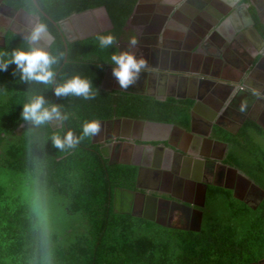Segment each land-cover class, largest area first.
Listing matches in <instances>:
<instances>
[{
  "label": "trees",
  "instance_id": "obj_1",
  "mask_svg": "<svg viewBox=\"0 0 264 264\" xmlns=\"http://www.w3.org/2000/svg\"><path fill=\"white\" fill-rule=\"evenodd\" d=\"M51 18L41 22L54 35L49 52L57 56L56 82L75 74L90 78L98 88L95 99L74 95L57 98L54 86L25 82L15 64L0 71V264H44L51 251V264H240L264 257V205L256 212L218 187L209 192L208 212L201 230L169 227L131 211V193L138 167L110 164L92 137L74 148L61 151L51 141L71 129L81 134L83 122L111 117L116 94L101 88L108 60L116 46L99 47L98 34H124L128 18L138 0H37ZM16 9L39 14L33 0H7ZM106 6L115 28L75 41H66L58 23L73 13ZM57 24H56V23ZM0 60L8 61L17 48L29 47L27 39L8 29ZM15 72V75L13 74ZM32 95H43L62 105L68 118L63 127L50 123L35 127L21 117L23 105ZM122 109L131 115L148 111L147 117L163 112L168 118L175 109L148 96L125 93ZM191 103V101H190ZM188 106L180 114L188 119ZM132 111V113H131ZM176 115V112L174 113ZM162 116V115H160ZM163 117V116H162ZM232 160L264 186V160L251 145L235 148ZM39 186L47 208L49 243L36 225L33 194Z\"/></svg>",
  "mask_w": 264,
  "mask_h": 264
},
{
  "label": "flooded vegetation",
  "instance_id": "obj_2",
  "mask_svg": "<svg viewBox=\"0 0 264 264\" xmlns=\"http://www.w3.org/2000/svg\"><path fill=\"white\" fill-rule=\"evenodd\" d=\"M198 3L204 6L200 11L194 8ZM4 4L14 7L0 0V34L12 29L27 37L28 18L8 15ZM34 15L42 23V13ZM172 19L188 26L172 24ZM79 24L75 21L70 27L58 23L66 41L83 39L79 36L85 30L80 31ZM98 27L104 28L102 24ZM114 28L113 24L108 30ZM132 36L137 37L138 45L130 49ZM261 37L264 39V0L136 2L115 46L117 51H134L138 58L142 55L150 71L142 72L128 88L120 87L113 75L106 80V88L102 81L101 88L116 94L119 100H112L114 113L98 120L100 133L93 136L110 164L135 165L138 172L143 170L130 190L131 211L137 199L141 217L148 214L165 226L194 230L209 210L213 187L231 193V198L252 212L262 208L264 186L231 157L236 147L249 152L252 145L260 150L259 159L264 160ZM108 60L102 61L106 73L113 67ZM125 93L166 104L176 100L169 104L175 107L172 117L166 118L163 112L147 117L144 109L131 115L122 109L134 104L123 98ZM184 106L189 108L188 119L183 122L180 114ZM132 120L154 121L170 128L144 131L141 137L153 139L141 141L136 139V129L128 126ZM250 256L256 259L246 264H264L259 254Z\"/></svg>",
  "mask_w": 264,
  "mask_h": 264
},
{
  "label": "clouds",
  "instance_id": "obj_3",
  "mask_svg": "<svg viewBox=\"0 0 264 264\" xmlns=\"http://www.w3.org/2000/svg\"><path fill=\"white\" fill-rule=\"evenodd\" d=\"M26 39L29 47L13 50L11 59L8 61L0 60V71H7L10 64H15V71L20 73V78L23 81H35L54 86V95L57 98L74 95L86 100L95 99L99 90L93 85L90 78L75 74L63 83L56 82L53 66L58 63V58L52 55L41 43L46 41L45 25L37 23ZM96 39L99 47L103 49L111 48L117 44V38L112 33L98 34ZM128 43L130 49L135 48L138 45L137 37H130ZM107 62L113 66L112 75L122 88H128L136 83L142 72L150 71L147 60L142 55L138 58L136 53L131 50L114 51ZM13 74L15 75V72ZM243 108L244 104L242 103L241 109L243 110ZM61 109L62 105L50 103L43 95H32L23 105L21 117L35 127L48 124L54 119L60 121L61 127H63V121L68 116ZM100 127L98 120H86L83 122L79 136L69 129L63 136L58 132L53 133L51 141L53 146L61 151L65 148H74L85 137L98 135ZM31 206L36 217V225L43 237V243L47 246L49 243L48 215L39 186L33 194ZM51 257L52 254L49 249L44 256V264H51Z\"/></svg>",
  "mask_w": 264,
  "mask_h": 264
},
{
  "label": "water",
  "instance_id": "obj_4",
  "mask_svg": "<svg viewBox=\"0 0 264 264\" xmlns=\"http://www.w3.org/2000/svg\"><path fill=\"white\" fill-rule=\"evenodd\" d=\"M35 5L37 6V8L40 10V12L42 14H44L45 16H47L48 18H51L48 14H46L42 8L40 7V5L38 4V1L37 0H33ZM3 4V3H2ZM3 8L6 10L7 14L10 15V16H16V17H26L28 18L29 20V23H28V28H29V31L28 33H30L31 29L34 27L35 24L39 23V24H42L40 23V17L39 16H36L32 13H30L29 11L21 8V9H16L14 7H11L7 4H4ZM75 21H79V25H80V28H79V25H77V27L80 29V31L85 30L84 32H81L80 34V38H86V37H89V36H92V35H95V34H98V33H101L105 30H108L110 28L113 27V23H112V19L108 13V10L106 8V6H98L96 8H92V9H87L83 12H78V13H73L71 14L69 17L63 19L60 21V24L63 25V24H67L68 26H72L71 24ZM56 23V22H55ZM57 24V23H56ZM99 24H102V26H104V28H99ZM91 28H93L91 30ZM88 31V32H87ZM26 38V36L24 37ZM46 38H47V41L46 43H42V45L47 48V50L50 49V44L52 43V41L55 39L54 35L46 28ZM262 38V37H261ZM75 39H78V38H75ZM75 39H71V41L75 40ZM263 39V38H262ZM264 41V39H263ZM6 44V36L5 35H2L0 34V46H5ZM112 75V71L111 70H108V72L105 74V77H104V80H103V87H105V83H106V80ZM209 89V88H207ZM207 92V91H205ZM131 124H128V126H133L134 129H136V132H137V137L136 139L138 140H151L153 138H147L146 136L145 137H141V134L145 131H148L150 132L151 130L152 131H155V130H161V129H166V130H169L170 128V125H164L161 127L160 123L158 122H154V121H145V120H132L130 121ZM50 124L56 128V127H60L61 124H60V121L58 120H53L50 122ZM132 127V128H133ZM129 131L131 129H128ZM127 138H129V135H123ZM93 142H96V141H93ZM133 164H137L139 165V163H133ZM143 170L140 168L139 169V172H138V180L139 178L141 177L140 175L142 174ZM138 201L137 199H135V203H134V210L132 211V214L135 215V216H142L138 213ZM144 218L146 219H149V220H154L156 222H159L161 224H164L166 225L163 221L161 220H156L154 217L152 216H149L148 214H145L143 215ZM200 221L198 222V226H195L193 229L194 230H201L202 229V218L199 219Z\"/></svg>",
  "mask_w": 264,
  "mask_h": 264
},
{
  "label": "crops",
  "instance_id": "obj_5",
  "mask_svg": "<svg viewBox=\"0 0 264 264\" xmlns=\"http://www.w3.org/2000/svg\"><path fill=\"white\" fill-rule=\"evenodd\" d=\"M202 1H205V2H208V1H212V0H202ZM194 8H197V10H201L202 8H204V6L202 4H195ZM172 24H175V25H178V26H182L183 28H186L188 25H186L184 22L182 23L180 20L178 19H172Z\"/></svg>",
  "mask_w": 264,
  "mask_h": 264
}]
</instances>
